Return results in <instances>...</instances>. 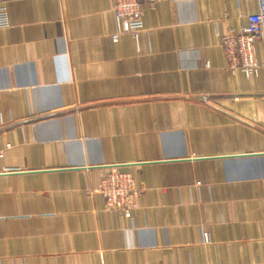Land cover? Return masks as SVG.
<instances>
[{
  "label": "crops",
  "instance_id": "1",
  "mask_svg": "<svg viewBox=\"0 0 264 264\" xmlns=\"http://www.w3.org/2000/svg\"><path fill=\"white\" fill-rule=\"evenodd\" d=\"M1 6L0 264H264V41L250 78L221 47L258 0L146 4L117 42L113 0ZM112 168L133 220L95 192Z\"/></svg>",
  "mask_w": 264,
  "mask_h": 264
},
{
  "label": "built area",
  "instance_id": "2",
  "mask_svg": "<svg viewBox=\"0 0 264 264\" xmlns=\"http://www.w3.org/2000/svg\"><path fill=\"white\" fill-rule=\"evenodd\" d=\"M165 0H113V15L117 31L111 39L117 42L121 35H131L139 40L145 32L144 6H155ZM9 16L5 7H0V27H9ZM264 41V0H258V12L248 17L247 26L238 33H227L221 37V47L224 52L226 67L231 72H242L247 78L257 76L260 69L256 57V44ZM10 146H7V149ZM0 150V158L4 156ZM16 172L6 169L0 174ZM142 188L135 184L132 173L118 168L110 169L100 182L96 193L105 199L106 210L115 217L133 220ZM204 244L211 242L208 231L202 232Z\"/></svg>",
  "mask_w": 264,
  "mask_h": 264
}]
</instances>
